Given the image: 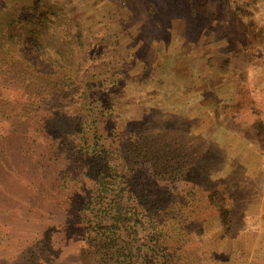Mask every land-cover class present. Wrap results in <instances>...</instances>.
Here are the masks:
<instances>
[{
    "label": "rangeland",
    "instance_id": "rangeland-1",
    "mask_svg": "<svg viewBox=\"0 0 264 264\" xmlns=\"http://www.w3.org/2000/svg\"><path fill=\"white\" fill-rule=\"evenodd\" d=\"M38 4L46 24L73 20L85 38L65 39L49 72L0 46V264H134L148 245L141 264H264V0ZM83 92L95 114L74 124ZM93 127L126 146L159 140L163 166L147 178L177 198L186 232L163 226L155 244L137 231L120 256L102 248L77 214L86 185L71 134Z\"/></svg>",
    "mask_w": 264,
    "mask_h": 264
},
{
    "label": "trees",
    "instance_id": "trees-1",
    "mask_svg": "<svg viewBox=\"0 0 264 264\" xmlns=\"http://www.w3.org/2000/svg\"><path fill=\"white\" fill-rule=\"evenodd\" d=\"M38 1L26 0L22 3V0H0V21L5 22V24L0 22V25H3L0 27V46L6 44L9 47L20 48L24 58H29L30 53L32 55L36 53L40 58L37 63H44L49 72L51 63L48 65L47 58H54L55 54L59 53V46L65 48L63 41L70 37L71 42H76L83 40L85 36L73 20L61 21L51 18L52 23L46 24L44 20L50 11L40 8ZM33 41L42 47L44 41L50 45L54 44V52L49 51L51 47L45 52L37 51ZM48 53H51L50 57ZM85 53L87 61L93 60L88 55L89 50H85ZM4 95L5 92L0 91V101H4ZM95 101L83 92L81 103L88 108L81 110L83 115L77 116V122L74 124H83L84 121L91 120L95 114L92 107ZM64 124L60 123L61 130ZM66 127L72 128L68 125ZM96 128L78 129L77 133L71 134L79 139L77 146L84 163L82 172L86 185L77 214L88 231L95 233L100 239L102 248L107 252L113 250L114 256H120L127 248H132L131 241L137 239V231L145 232V239L155 244L161 238L157 233L163 226L170 231L186 232L188 226L178 218V215L179 217L183 215L180 212L183 209H178L180 206L177 198L172 195L171 198H166V193L159 191L160 182L148 179L158 176L160 174L158 167L163 166L157 153L153 155V149L156 151L160 149L159 140L139 136L133 140L131 146H126L118 138L103 140L102 134H97ZM66 131L68 132V129ZM147 159L150 162L144 163ZM149 165H152L153 169L147 168ZM180 173H183L181 168L176 172L172 171L171 175ZM173 191H176V185L171 189V192ZM161 217H165L164 222H159ZM221 218L224 222L222 211ZM162 245L163 243L160 249ZM153 253V246L148 245L145 251L135 252L131 259L134 260V264L139 261L140 264L148 263Z\"/></svg>",
    "mask_w": 264,
    "mask_h": 264
}]
</instances>
